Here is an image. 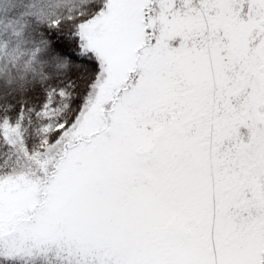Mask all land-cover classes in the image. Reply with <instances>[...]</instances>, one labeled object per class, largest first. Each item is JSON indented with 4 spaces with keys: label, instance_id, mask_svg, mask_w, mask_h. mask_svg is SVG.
Returning a JSON list of instances; mask_svg holds the SVG:
<instances>
[{
    "label": "snow or ice",
    "instance_id": "snow-or-ice-1",
    "mask_svg": "<svg viewBox=\"0 0 264 264\" xmlns=\"http://www.w3.org/2000/svg\"><path fill=\"white\" fill-rule=\"evenodd\" d=\"M0 264H264V0H0Z\"/></svg>",
    "mask_w": 264,
    "mask_h": 264
}]
</instances>
